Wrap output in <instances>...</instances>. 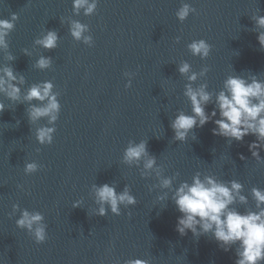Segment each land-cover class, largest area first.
Instances as JSON below:
<instances>
[{"label":"water","instance_id":"obj_1","mask_svg":"<svg viewBox=\"0 0 264 264\" xmlns=\"http://www.w3.org/2000/svg\"><path fill=\"white\" fill-rule=\"evenodd\" d=\"M182 2L197 10L183 23L176 16ZM13 13L19 19L7 37L9 47L0 49V67L12 64L23 74L25 92L33 83L51 80L62 109L53 143L40 145L35 129L53 126L48 118L30 124L28 102L13 104L0 95L12 107L0 113V264H123L137 258L152 264H235L236 246L224 251L210 235L181 236L175 204L169 199L165 207L157 200L163 190L149 191L158 184L155 175L142 177L141 169L124 163L123 153L130 141L147 140L164 175L179 173L174 187L191 183L197 171L236 179L249 203L234 207L255 209L251 188L264 189V162L249 150L256 137L229 144L213 135L216 125L210 121L194 129L195 140L190 135L180 142L170 122L180 110L191 114L183 94L188 81L178 72L182 61L195 72L207 66V75L193 86L206 82L213 92L229 75L264 80V48L252 19L264 15V0H100L91 16L83 10L75 15L72 0H0V19ZM71 20L90 26L94 46L71 36ZM47 30L60 35L51 51L35 43ZM198 39L212 45L207 59L188 50ZM10 54L15 61H9ZM42 55L53 58L51 68L36 67ZM126 72L134 73L130 88ZM32 161L42 167L26 175L25 163ZM104 183H114L118 192L128 185L137 204L121 206L119 216L95 215L91 188ZM79 200L81 207H73ZM14 204L44 214L45 243L36 244L16 226Z\"/></svg>","mask_w":264,"mask_h":264},{"label":"clouds","instance_id":"obj_2","mask_svg":"<svg viewBox=\"0 0 264 264\" xmlns=\"http://www.w3.org/2000/svg\"><path fill=\"white\" fill-rule=\"evenodd\" d=\"M99 2L100 0H72L73 12L80 15L83 10L85 16H91L96 13ZM196 11L190 3L182 2L176 16L183 23ZM18 19L15 13L10 19H0V49L9 47L7 37L15 29ZM252 19L255 29L258 30L259 44L264 48V15L258 14ZM69 32L76 41H81L89 47L94 46L89 25L79 20H71ZM180 39L179 36L176 37V42L179 43ZM59 40L57 31L47 30L35 43L51 51L59 46ZM187 47L193 56H199L201 59H207L212 51V45L204 39L193 40ZM25 54H28L27 51ZM8 59L15 61L16 56L10 54ZM52 62L51 56L42 55L37 60L36 67L47 70L52 67ZM209 70L205 66L200 72H195L187 61L178 65V72L188 81L183 94L190 101L191 114L180 110L171 120L174 140L187 142L190 135L195 140L194 129L203 128L213 121L216 125L212 129L213 135L227 138L229 144L233 140L242 142L248 135L255 136L256 140L249 144V150L257 161L264 162V158L260 156V150L264 149V80L258 75L234 74L224 80L223 87L218 92L209 91L206 82L194 87L195 82L205 77ZM125 76L128 77L125 87L130 88L134 73L126 72ZM26 82L24 75L18 73L12 64L0 67V95L13 104L28 102L27 115L30 124L47 117L48 124L53 126L37 127L35 138L40 145H51L56 132L54 125L62 109L59 94L54 91L55 85L51 80L33 83L25 92L21 86ZM37 101L39 103H36ZM209 104L214 105L211 113L206 110ZM6 108L12 107L0 100V113ZM39 151L40 149H37V152ZM240 158L245 159L243 155ZM123 161L141 169L142 177L155 175L158 184L152 185L149 191L159 188L163 191L157 196V200L165 204V207L169 199L175 204L181 213L176 225V231L181 236L187 235L189 231L197 238L210 235L224 251H230L236 246L235 264H264V189L252 187L250 195L255 201V209L249 208L241 212L234 205L249 203V197L243 194L244 185L241 182L236 179L224 181L214 174L197 171L191 183L183 181L178 187H174V180L179 173L174 176L164 175L163 166L158 164L157 158L148 150L147 140L138 143L130 141L124 150ZM41 167L36 161L26 162L24 172L31 175ZM91 189L98 205L94 210L97 216H107L109 211L119 216L121 206L128 208L137 204V199L128 185L119 192L114 183L93 184ZM82 204L83 200H79L74 202L73 207H81ZM13 213H19V218L15 221L16 226L26 230L36 244H43L48 240V226L42 212L21 209L19 204H14ZM123 264H152V261L137 258L125 260Z\"/></svg>","mask_w":264,"mask_h":264}]
</instances>
